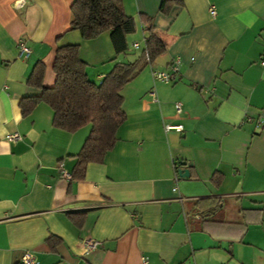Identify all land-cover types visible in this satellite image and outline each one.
Masks as SVG:
<instances>
[{
  "label": "crops",
  "instance_id": "0c3cea01",
  "mask_svg": "<svg viewBox=\"0 0 264 264\" xmlns=\"http://www.w3.org/2000/svg\"><path fill=\"white\" fill-rule=\"evenodd\" d=\"M74 2L0 0V264L27 251L37 264H264V0H122L139 30L126 55L109 32L87 41L71 30ZM149 25L168 47L124 87L116 146L65 179L91 127H54L46 103L23 115L22 101L42 94L34 67L52 88L58 48L80 45L100 82L141 57ZM177 59L176 82L154 79Z\"/></svg>",
  "mask_w": 264,
  "mask_h": 264
},
{
  "label": "trees",
  "instance_id": "16d2710c",
  "mask_svg": "<svg viewBox=\"0 0 264 264\" xmlns=\"http://www.w3.org/2000/svg\"><path fill=\"white\" fill-rule=\"evenodd\" d=\"M72 17L71 30L79 31L84 40H92L109 32L116 55L129 53L128 37L137 33L138 26L135 19L126 14L122 0H75ZM148 31L149 37L146 38L141 57L134 63H117L100 82L89 78L87 63L80 56V45L58 48L54 63L56 84L52 88L44 85L45 65L38 63L34 67L29 82L42 89V94L22 101L23 115L30 113L37 104L46 103L54 111V127L70 133L91 127L77 155L72 173L74 179H83L87 166L102 163L116 146L118 130L127 119L122 94L124 87L168 47V43L151 25ZM213 180L220 183L221 176Z\"/></svg>",
  "mask_w": 264,
  "mask_h": 264
},
{
  "label": "built area",
  "instance_id": "2783aa9c",
  "mask_svg": "<svg viewBox=\"0 0 264 264\" xmlns=\"http://www.w3.org/2000/svg\"><path fill=\"white\" fill-rule=\"evenodd\" d=\"M211 14L214 17L217 15V11H216L215 7H212ZM145 44H146V39H145ZM140 47H141L140 43H134L133 44L134 49H139ZM22 49H23V53L27 56L31 53L30 49H28L23 44H22ZM179 71H180V60L177 59L171 65V68L169 71L153 70L152 74H153V77L155 80L170 84V83L176 82ZM176 109H177L178 113H181V111H182L181 104H178L176 106ZM167 129L168 130L177 129L178 131H182V128L180 126H178V127L168 126ZM21 138H22L21 135L16 134V135L11 136L10 140L16 141V140H21ZM61 171H62V174H63L65 179H67L69 181H71L73 179L71 173H69V171L65 170L63 165L61 166ZM85 245H86V248L88 250L92 251V250L97 249L101 245V243L92 239V240H88L85 243ZM21 264H37L36 255L31 251L25 252L22 259H21Z\"/></svg>",
  "mask_w": 264,
  "mask_h": 264
},
{
  "label": "water",
  "instance_id": "95a60500",
  "mask_svg": "<svg viewBox=\"0 0 264 264\" xmlns=\"http://www.w3.org/2000/svg\"><path fill=\"white\" fill-rule=\"evenodd\" d=\"M180 165L181 166H186L187 165V163L186 162H183V163H180ZM189 171L188 170H183V169H180L179 170V176L181 177V178H187V177H189Z\"/></svg>",
  "mask_w": 264,
  "mask_h": 264
},
{
  "label": "rangeland",
  "instance_id": "374dc122",
  "mask_svg": "<svg viewBox=\"0 0 264 264\" xmlns=\"http://www.w3.org/2000/svg\"><path fill=\"white\" fill-rule=\"evenodd\" d=\"M139 33V30H137V33L136 34H133V35H131V36H135V35H137ZM129 41H130V39H129ZM139 42V41H138ZM140 43L142 44V46L144 45V40L142 39H140ZM131 49H132V47H131ZM138 49H134V51H137ZM133 54V53H132ZM131 55V53L129 54V56Z\"/></svg>",
  "mask_w": 264,
  "mask_h": 264
}]
</instances>
